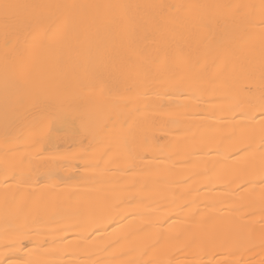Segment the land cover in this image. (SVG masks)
Segmentation results:
<instances>
[{"label": "bare ground", "instance_id": "1", "mask_svg": "<svg viewBox=\"0 0 264 264\" xmlns=\"http://www.w3.org/2000/svg\"><path fill=\"white\" fill-rule=\"evenodd\" d=\"M0 264H264V0H0Z\"/></svg>", "mask_w": 264, "mask_h": 264}]
</instances>
